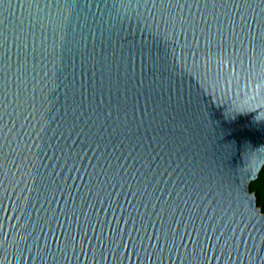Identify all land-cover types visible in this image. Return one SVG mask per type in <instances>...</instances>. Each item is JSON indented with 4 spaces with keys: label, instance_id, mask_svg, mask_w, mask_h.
Here are the masks:
<instances>
[{
    "label": "water",
    "instance_id": "obj_1",
    "mask_svg": "<svg viewBox=\"0 0 264 264\" xmlns=\"http://www.w3.org/2000/svg\"><path fill=\"white\" fill-rule=\"evenodd\" d=\"M264 0H0V264H264Z\"/></svg>",
    "mask_w": 264,
    "mask_h": 264
},
{
    "label": "trees",
    "instance_id": "obj_2",
    "mask_svg": "<svg viewBox=\"0 0 264 264\" xmlns=\"http://www.w3.org/2000/svg\"><path fill=\"white\" fill-rule=\"evenodd\" d=\"M251 191L255 192L258 197V204L264 210V166L257 180L251 183Z\"/></svg>",
    "mask_w": 264,
    "mask_h": 264
}]
</instances>
